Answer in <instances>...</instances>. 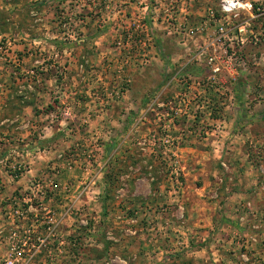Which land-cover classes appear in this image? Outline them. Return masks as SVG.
Masks as SVG:
<instances>
[{
  "label": "rangeland",
  "instance_id": "obj_1",
  "mask_svg": "<svg viewBox=\"0 0 264 264\" xmlns=\"http://www.w3.org/2000/svg\"><path fill=\"white\" fill-rule=\"evenodd\" d=\"M219 3L0 0V230L31 193L39 215L60 214L46 264H264V204L228 200L223 155L243 145L237 162H264V120L249 121L264 111V42L235 46L244 72L217 50L228 92L207 79L203 41L168 32Z\"/></svg>",
  "mask_w": 264,
  "mask_h": 264
},
{
  "label": "built area",
  "instance_id": "obj_2",
  "mask_svg": "<svg viewBox=\"0 0 264 264\" xmlns=\"http://www.w3.org/2000/svg\"><path fill=\"white\" fill-rule=\"evenodd\" d=\"M233 3H237V0H233ZM239 4L250 5V7H232L229 0H220L218 9L215 11L209 9L207 19H202L195 26L186 28L182 24H176L168 30L169 33L177 35L179 43L183 45L188 40L203 41L202 47L198 48V54L207 56V62L211 66V73L207 79L210 85L217 90L231 92L225 84L222 85L219 81L220 64H215V61L219 60L217 50L221 51L228 59L232 58L236 61L238 67L244 72L248 69L246 62L242 55L237 53L240 50L236 48H242L246 44L259 45L264 42V2L238 0ZM241 13H246L247 18L237 20ZM260 58L262 55L258 56V59ZM253 59L256 57L253 56ZM250 91L247 85L243 89L246 95ZM45 187L54 190L57 188V184L53 182L47 186L39 184L36 189L42 195L45 192ZM45 199V196L34 199V195L30 193L27 197L21 198L20 204L17 205L18 202H14V205L9 206V210H7L9 228L4 232L0 230V237L3 238L2 241L5 244L0 264H46V261L41 258V254L51 252L54 243H56V248H59L57 245H60V240H57L56 236L57 227L60 224V214L56 220L49 212H45L42 217L37 211L39 206L42 210L44 209L42 205ZM76 201L77 197L61 217L69 216ZM249 205L247 203V206Z\"/></svg>",
  "mask_w": 264,
  "mask_h": 264
},
{
  "label": "crops",
  "instance_id": "obj_3",
  "mask_svg": "<svg viewBox=\"0 0 264 264\" xmlns=\"http://www.w3.org/2000/svg\"><path fill=\"white\" fill-rule=\"evenodd\" d=\"M199 15H201V14H199ZM240 92H242V91L240 90ZM258 102L253 103L254 108H256L258 106H262V108L264 109V101H262V102L258 101ZM257 118L259 120H261V119L264 120V111L263 112L260 111V112L253 114L252 118L249 119V121L254 122V124L250 125V127H252V129L259 126V124H256L257 123L256 121L258 120ZM257 132H259V131L257 130ZM259 134H260V136H258V138H260L261 135H264V131L259 132ZM255 140H256V143H258V141L255 137L252 138L250 141H252L254 143ZM256 143H255V145H256ZM260 152L264 156V151L260 150ZM10 153H11V155L10 154L9 155L11 157H13L14 160L16 157H18L17 155H22V154H19L17 151H14V150L13 151L10 150ZM257 154H258V152H257ZM223 155L229 157V159H227V161H226V163L229 167H230V165H234L233 168L231 169V171H232L231 173H233L235 175V177L238 176L234 185H232L233 188L238 190L237 195L234 194L231 197L229 196L228 200H230L231 198H233V199L238 198L239 199L238 203H242V201H245V202H250L252 205L264 204V162H259L260 167L255 164V168L253 166L252 167L251 166L244 167L241 162H237L238 160L239 161L245 160L248 157V153L244 150L243 145L234 146V147H231L229 150H224ZM222 161H223V163H225L224 162L225 160H222ZM247 174L252 175V176L248 177ZM257 179H258V181H257ZM201 251H203V250H201ZM197 252H199V251H197ZM193 253H195V252H193V250H191V252H190L191 255H189V256H192ZM195 263H197V264H217V260L214 259L210 263L208 262V260H202L201 262H195Z\"/></svg>",
  "mask_w": 264,
  "mask_h": 264
},
{
  "label": "clouds",
  "instance_id": "obj_4",
  "mask_svg": "<svg viewBox=\"0 0 264 264\" xmlns=\"http://www.w3.org/2000/svg\"><path fill=\"white\" fill-rule=\"evenodd\" d=\"M229 4H231L232 7H236V6H239V7H250V5H242V4L238 5V0H237V3H233V0H229Z\"/></svg>",
  "mask_w": 264,
  "mask_h": 264
}]
</instances>
